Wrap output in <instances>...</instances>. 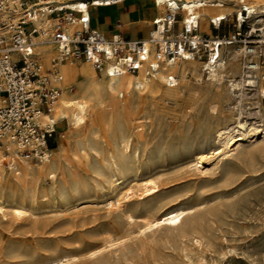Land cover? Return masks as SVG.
Returning <instances> with one entry per match:
<instances>
[{
  "label": "rangeland",
  "instance_id": "374dc122",
  "mask_svg": "<svg viewBox=\"0 0 264 264\" xmlns=\"http://www.w3.org/2000/svg\"><path fill=\"white\" fill-rule=\"evenodd\" d=\"M236 23L228 16L219 29L211 24L212 34L198 33L232 34L239 28ZM261 27L264 15L249 18L242 29L246 34L252 29L255 45L239 40L222 49L226 66L237 64L228 79L241 81V96H234L239 91L228 82H213L203 71L200 79L189 73L177 99L147 97L137 115L142 126L122 162V187L110 192L113 172L103 153L91 151L66 164L55 180L69 195L64 209L42 204L35 215L21 219L0 214V264H264V92L257 87L264 72V43L257 42L263 38L257 30ZM181 29L177 22L173 32ZM243 46L258 48L254 60L261 71L246 67L251 52L234 57ZM245 74L257 82L247 85ZM238 121L245 122L246 130L240 131ZM228 127L231 136L247 135L217 154L227 141L219 131ZM55 128L50 148L64 126ZM199 156H204L201 163ZM2 193L1 205H10L12 192ZM119 202L136 219L127 221L117 210ZM180 209L186 212L178 219L193 216L197 222L185 235L172 233L168 226L145 227L142 217Z\"/></svg>",
  "mask_w": 264,
  "mask_h": 264
},
{
  "label": "bare ground",
  "instance_id": "6f19581e",
  "mask_svg": "<svg viewBox=\"0 0 264 264\" xmlns=\"http://www.w3.org/2000/svg\"><path fill=\"white\" fill-rule=\"evenodd\" d=\"M58 1L66 2L71 5H75L74 3L76 2H67V0ZM110 1L111 0H93V4L95 6L108 5L107 2ZM170 1L173 2L174 8H180L179 14H181L182 18L177 22L182 26V29L186 22L196 21L193 17V14H195L198 22L202 21V27L200 29L198 26L197 32L201 30L208 34H212L211 20L216 19L217 16H219V18H228V16L233 15L234 19L237 21V27H240L242 25L239 21L241 20L240 12L244 6L248 8L249 18L254 19L260 16V14L264 15V0ZM160 2L158 7L159 12L165 13L167 10V0H160ZM231 2H233V4ZM237 3H241V5L236 7L235 5ZM257 13H259V15H256ZM261 20L262 19H258L257 21ZM52 22L53 20L43 21L37 19L38 26H42L44 31L42 35L35 37L36 43L38 42V38L42 39V41L37 44L35 43L34 50L44 69L51 67L52 57L59 53V47L52 41L49 35ZM182 29L176 33L172 31L169 35H177ZM257 30H261L260 36L263 37L257 42L264 43V27ZM163 35L161 30H157L153 27L149 36L146 37L154 36L162 38ZM251 42H254V40ZM221 43L222 44L218 47L219 58L214 62L210 61L208 58L203 60V55L199 53L198 56L194 58L180 59L168 63L158 59L153 51L149 56H146L145 63L137 70H123L118 64L121 70L119 73L108 72L107 69L111 65L109 61L104 63L100 72H98L92 60L85 58L58 62L57 68L59 70L60 79H53L51 83L52 85L59 86L61 92L56 102L50 105L49 110H42L37 115V120L42 124L50 123L54 126H56V124H62L64 128L61 130L56 146L54 148L49 147L45 149L41 157H35L34 155L27 156L20 151L16 142L4 139L5 145L0 146V160H6L7 162H3L0 170V194L10 190L12 192V198L8 201L11 203L10 205L8 204V206L1 205L0 202L1 216L5 217L11 213L14 217L21 219L24 216L33 215L34 211L42 204H49L53 207L57 206L64 209L63 207L68 193L64 189L60 190L62 185L60 187L55 185L57 173H59L66 164L79 161L81 157H84L85 154L91 151H95L98 154L103 153L109 160L110 168L113 173L108 177V187L111 193H116L124 183L123 177L126 169L122 166V162L130 155L129 148L133 141V135H135L139 127L142 126L140 124L141 120L137 115L146 104V98L149 96H161L163 99H177L180 93H182L181 87L183 83L186 82L189 73L196 75L198 79H200L199 74L204 71L208 79L219 83L224 81L228 82L232 90L236 89L239 91L237 94L234 93L235 95L232 94L234 96H241L244 93V85H242L241 81L228 79L231 74L235 73L237 64L233 62L227 67L225 61L222 59V49L225 45L232 44L234 41L223 40ZM257 49L258 48L251 49L247 46L239 47L234 51V57L246 52H251V58L249 59H252V61L248 62L246 67L255 69L257 72L261 71L258 60H254V58L259 57V50ZM262 51H264V48ZM246 55L248 54L246 53ZM151 66H154L155 69ZM246 75L247 74L244 76ZM247 77L250 79H241L247 83V85H253V83L257 82V80L251 79V74H248ZM257 87H259L262 93L264 92V72L259 76ZM237 124L240 131L244 130L246 127L245 122L242 123L238 121ZM252 129L253 128L250 130ZM229 130L231 131L228 127L219 131V137L224 139L227 138V141L224 142V148L218 149L217 154L230 149L234 142L237 140L240 141L247 135V133H245L244 136H242L243 133L241 132L242 135L240 134L241 136L236 138L235 136H231L232 133H230ZM250 130L248 129L249 132ZM203 158L204 156H199L198 162L201 163ZM69 189L71 188L69 187ZM71 193L72 192H70V194ZM117 210L120 214L125 215L127 221L134 220V215L126 211L120 202L117 205ZM185 212V209H180L177 212L165 210L160 215L144 216L142 219L145 222L146 228H161L168 226L167 228L172 233L183 236L187 233L188 226L195 227L197 224L193 216L185 219H178L180 214H184ZM122 215L121 217H123ZM168 231L166 230L167 233Z\"/></svg>",
  "mask_w": 264,
  "mask_h": 264
},
{
  "label": "built area",
  "instance_id": "2783aa9c",
  "mask_svg": "<svg viewBox=\"0 0 264 264\" xmlns=\"http://www.w3.org/2000/svg\"><path fill=\"white\" fill-rule=\"evenodd\" d=\"M160 3V0H154L157 8ZM74 4L58 0H0V146L5 145L4 139H9L16 142L25 155L41 157L55 142V126L40 123L37 115L42 110H49L61 92L59 86L51 83L53 79H60L57 68L60 61L89 59L99 72L109 61L108 72L119 73L118 64L123 70H137L152 51L158 59L168 63L194 58L199 53L214 62L219 58L218 47L223 40H241L249 47L255 45L251 42L254 40L252 29L248 34L242 29L249 18L246 6L240 12L241 27L232 34L217 33L212 38L198 34L199 22L193 14L196 21L186 22L179 34L170 36L179 19L180 8H174L173 2L167 0L165 13L157 14L152 20L153 27L161 30L163 37L147 38L127 36L120 23L112 33H106L92 25L90 8L94 5L93 0H80ZM37 19L53 20L49 35L59 47V53L52 57L51 67L47 69L34 50L35 37L44 31L38 26ZM227 20V17L217 16L211 24L214 29H219ZM27 25H31L30 30ZM4 161L0 160V170Z\"/></svg>",
  "mask_w": 264,
  "mask_h": 264
},
{
  "label": "crops",
  "instance_id": "0c3cea01",
  "mask_svg": "<svg viewBox=\"0 0 264 264\" xmlns=\"http://www.w3.org/2000/svg\"><path fill=\"white\" fill-rule=\"evenodd\" d=\"M70 1L77 0H67ZM90 11L94 27L112 33L120 23L121 30L131 37L149 36L153 29L152 20L157 14L164 13L159 12L154 0H120L108 5L91 6ZM41 41L38 38L37 43Z\"/></svg>",
  "mask_w": 264,
  "mask_h": 264
},
{
  "label": "trees",
  "instance_id": "16d2710c",
  "mask_svg": "<svg viewBox=\"0 0 264 264\" xmlns=\"http://www.w3.org/2000/svg\"><path fill=\"white\" fill-rule=\"evenodd\" d=\"M53 144H51V146H52Z\"/></svg>",
  "mask_w": 264,
  "mask_h": 264
}]
</instances>
